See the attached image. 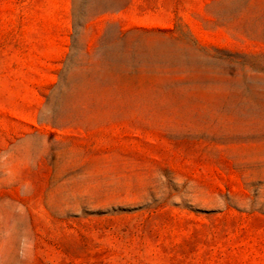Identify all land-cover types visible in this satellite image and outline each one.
I'll use <instances>...</instances> for the list:
<instances>
[{
    "label": "rangeland",
    "instance_id": "obj_1",
    "mask_svg": "<svg viewBox=\"0 0 264 264\" xmlns=\"http://www.w3.org/2000/svg\"><path fill=\"white\" fill-rule=\"evenodd\" d=\"M0 264H264V0H0Z\"/></svg>",
    "mask_w": 264,
    "mask_h": 264
}]
</instances>
